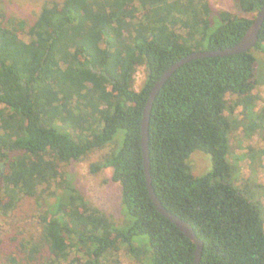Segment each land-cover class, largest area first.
I'll list each match as a JSON object with an SVG mask.
<instances>
[{
	"label": "trees",
	"instance_id": "1",
	"mask_svg": "<svg viewBox=\"0 0 264 264\" xmlns=\"http://www.w3.org/2000/svg\"><path fill=\"white\" fill-rule=\"evenodd\" d=\"M236 3L249 16L210 0H48L32 19L0 12V215L33 197L42 226L38 237L14 232L0 264H121L122 250L136 264H194L196 244L151 199L143 114L171 65L237 43L264 0ZM254 49L264 51V23L253 49L179 67L151 111L153 185L203 240L201 264H264L261 191L236 184L228 158L230 135L243 120L237 109L252 114L259 102ZM140 67L146 77L136 89ZM196 150L213 161L200 175L189 161ZM97 151L89 170L112 169L121 222L69 175L68 164Z\"/></svg>",
	"mask_w": 264,
	"mask_h": 264
},
{
	"label": "rangeland",
	"instance_id": "2",
	"mask_svg": "<svg viewBox=\"0 0 264 264\" xmlns=\"http://www.w3.org/2000/svg\"><path fill=\"white\" fill-rule=\"evenodd\" d=\"M48 0H0V12L5 11L16 16L34 18L35 12ZM215 9H223L239 16H249L242 12L236 0H210ZM259 58L260 83L255 90L259 96L255 113L247 114L242 107L236 111L242 125L234 129L230 135L229 161L234 172L233 181L244 187L246 184L258 186L260 198L264 204V120L257 115H264V51L254 49ZM146 77L145 67H140L135 80V88L140 89ZM254 123H258L254 126ZM110 147L103 151L109 150ZM103 151H97L88 160L68 164V172L88 200L95 206L111 214L115 220L121 222L124 211L121 204V185L112 180V169H106L98 174H92L89 163L100 157ZM190 164L194 174L200 175L210 171L213 167L212 156L206 152L196 150L191 154ZM54 201V199H52ZM33 197H25L11 216L0 215V251L9 247V238L14 232L23 231V236H40L41 223L39 208ZM131 222H129L130 224ZM128 224V225H129ZM127 225V226H128ZM138 240L148 241L147 236H140ZM121 264H136L135 260L121 251Z\"/></svg>",
	"mask_w": 264,
	"mask_h": 264
},
{
	"label": "water",
	"instance_id": "3",
	"mask_svg": "<svg viewBox=\"0 0 264 264\" xmlns=\"http://www.w3.org/2000/svg\"><path fill=\"white\" fill-rule=\"evenodd\" d=\"M264 23V5L257 12L252 24L244 34V36L234 45L228 46L226 48L219 49H207V50H197L189 53L184 56L180 60L176 61L173 65H171L155 82L153 85L143 114L142 121V149H143V157H144V171L147 180V187L151 196L153 203L155 204L158 211H160L165 217L171 220L174 224H176L181 231L185 233L195 244V260L194 264H201L202 252L204 248L203 240L197 235L192 224L180 217L179 215L173 213L168 210L161 199L158 197L154 185H153V177L151 171V158H150V148H149V124L151 118V111L154 105V101L160 92L161 88L168 81V79L172 76V74L183 64L202 57H213V56H228L237 54L244 51H249L253 49L258 41L261 28Z\"/></svg>",
	"mask_w": 264,
	"mask_h": 264
}]
</instances>
